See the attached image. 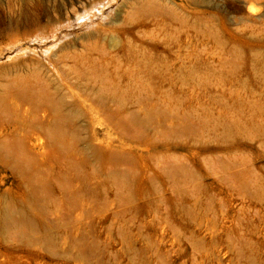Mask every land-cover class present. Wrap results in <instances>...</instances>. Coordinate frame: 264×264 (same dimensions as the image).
<instances>
[{
	"label": "rangeland",
	"instance_id": "374dc122",
	"mask_svg": "<svg viewBox=\"0 0 264 264\" xmlns=\"http://www.w3.org/2000/svg\"><path fill=\"white\" fill-rule=\"evenodd\" d=\"M0 264H264V0H0Z\"/></svg>",
	"mask_w": 264,
	"mask_h": 264
},
{
	"label": "bare ground",
	"instance_id": "6f19581e",
	"mask_svg": "<svg viewBox=\"0 0 264 264\" xmlns=\"http://www.w3.org/2000/svg\"><path fill=\"white\" fill-rule=\"evenodd\" d=\"M88 1H89V0H88ZM102 1H103V0H102ZM110 2H111V1H110ZM98 3H100V2H98ZM85 4H86V3H85ZM89 4H90V2H89ZM89 4H88V5H89ZM91 4H96V3H92V2H91ZM72 5H73V4H72ZM83 6H84V5H83ZM83 6H82V7H83ZM91 6H92V5H91ZM96 6H97V5H96ZM71 7H73V6H71ZM80 7H81V6H80ZM87 8H89V7H87ZM74 9H75V8H74ZM76 9H77V8H76ZM65 10H66V9H65ZM71 10H72V9H71ZM90 10H91V9H90ZM83 11H85V10H83ZM87 11H89V10L87 9ZM77 12H78V11H77ZM91 12H92V11H91ZM94 12H95V10H94ZM84 13H88V14H89V12H86V11H85ZM84 13H83V14H84ZM92 15H93V14H92ZM92 15H91V16H92ZM81 16H82V15H81ZM85 16H86V15H85ZM83 17H84V16H83ZM83 17H82V18H83ZM77 18H78V17H77ZM80 19H81V18H80ZM90 19H91V18H90ZM85 20H86V19H85ZM88 21H89V20H88ZM90 21H91V20H90Z\"/></svg>",
	"mask_w": 264,
	"mask_h": 264
}]
</instances>
